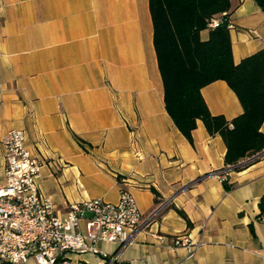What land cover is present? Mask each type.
Listing matches in <instances>:
<instances>
[{
	"label": "crops",
	"instance_id": "0c3cea01",
	"mask_svg": "<svg viewBox=\"0 0 264 264\" xmlns=\"http://www.w3.org/2000/svg\"><path fill=\"white\" fill-rule=\"evenodd\" d=\"M229 20L235 65L264 50V9L255 0H231ZM201 96L213 116L242 114L224 81ZM13 129L25 132L34 154L59 160L39 178L59 214L88 199L114 204L121 187L144 216L160 207L131 244L99 243L107 257L68 254L59 264H264V157L229 172L226 191L215 175L225 170L222 139L201 121L192 143L175 127L148 0H0V141ZM182 235L203 242L192 257L172 247Z\"/></svg>",
	"mask_w": 264,
	"mask_h": 264
},
{
	"label": "trees",
	"instance_id": "16d2710c",
	"mask_svg": "<svg viewBox=\"0 0 264 264\" xmlns=\"http://www.w3.org/2000/svg\"><path fill=\"white\" fill-rule=\"evenodd\" d=\"M148 1L166 113L189 143L197 121L210 136L222 139L225 170L215 175L244 170L264 152V134L260 131L264 124V50L237 65L233 63L227 26L231 0ZM255 1L264 9V0ZM220 15L223 24L210 29L209 21ZM206 29L210 30L209 37L202 41L200 32ZM215 81H224L235 94L241 115L230 121L211 115L201 89ZM222 183L226 191L233 188L227 180ZM258 208L264 216V196ZM177 212L185 217L182 211Z\"/></svg>",
	"mask_w": 264,
	"mask_h": 264
},
{
	"label": "built area",
	"instance_id": "2783aa9c",
	"mask_svg": "<svg viewBox=\"0 0 264 264\" xmlns=\"http://www.w3.org/2000/svg\"><path fill=\"white\" fill-rule=\"evenodd\" d=\"M222 16L212 18L208 27L222 25ZM227 26L230 28L231 23ZM0 147L4 162V181L0 183V263L59 264L68 254L105 258L106 253L98 250L97 244L119 248L129 245L138 231L149 227L159 216L160 207L144 216L125 187L120 188L114 204L88 199L71 204L59 214L39 188L41 168H59V160L34 154L22 130H9ZM262 157L264 152L255 159ZM216 176L223 182L227 175ZM171 242L173 248L186 249L189 257L203 245L201 239L193 241L185 235L174 236Z\"/></svg>",
	"mask_w": 264,
	"mask_h": 264
}]
</instances>
